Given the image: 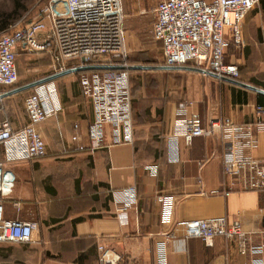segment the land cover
Returning <instances> with one entry per match:
<instances>
[{
    "label": "crops",
    "instance_id": "crops-1",
    "mask_svg": "<svg viewBox=\"0 0 264 264\" xmlns=\"http://www.w3.org/2000/svg\"><path fill=\"white\" fill-rule=\"evenodd\" d=\"M241 34L242 48L230 47L226 60L238 65L237 81L264 90V0L246 13ZM125 39L123 25L124 48ZM17 52L28 53L22 47ZM188 68L149 70L158 73L161 92L172 93L174 100L150 107L134 102L130 144L112 143L106 126L103 145L94 146L87 132L92 110L78 81L74 84L69 75L54 81L65 84V90L58 89L61 111L38 126L45 155L2 166L0 213L36 222L37 229L31 242L0 243V264H95L98 244L118 252L119 264H156L159 241L165 242L167 264L250 263L234 242L221 237L187 238L177 250L165 239L166 233L182 235L178 222L224 216L264 243V192L248 188L242 175L224 163L227 149L217 135L195 137L190 144L179 139L177 158L168 157L173 118L198 114L203 123L218 118L252 125L257 146L247 154L264 160V107L258 106L264 94ZM17 95L1 99L0 106ZM25 96L19 98L16 118L0 119L12 130L27 123ZM130 186L137 202L118 212L122 190ZM159 195L165 203L156 201Z\"/></svg>",
    "mask_w": 264,
    "mask_h": 264
},
{
    "label": "built area",
    "instance_id": "built-area-1",
    "mask_svg": "<svg viewBox=\"0 0 264 264\" xmlns=\"http://www.w3.org/2000/svg\"><path fill=\"white\" fill-rule=\"evenodd\" d=\"M259 0H159L154 7L151 34L161 44L165 66L192 67L221 77L237 80L239 68L227 62L229 47L242 48L241 23ZM48 53L52 70L48 75L85 66H118L124 58L123 14L120 0H47L37 17L28 22L20 18L0 32V87L9 90L18 82L15 66L17 49ZM78 84L88 100L92 120L88 136L93 145H103L105 127H110L112 143L133 142L131 85L128 69L79 71ZM78 73V72H77ZM46 75V76H48ZM3 91H0V93ZM27 123L12 130L6 120L0 121V202L2 166L5 163L41 158L45 144L38 126L61 111L54 81L37 85L23 101ZM264 107V106H263ZM261 129H264L260 126ZM217 135L226 146V164L234 174L242 175L245 185L264 192V160L253 158L248 151L257 146L250 124L211 118L203 123L198 114L174 117L168 135V157L177 158V142L190 144L195 137ZM155 174L157 166H149ZM216 193V190L210 191ZM122 212L137 202L133 186L122 190ZM165 203L162 195L156 197ZM182 235L166 233L173 247L182 249L187 238L209 240L221 237L234 242L240 255L249 256V264H264V243L253 240L254 232L244 230L238 220L228 222L224 216L192 219L176 224ZM37 223L6 219L0 213V243H26L33 240ZM122 256L98 244L95 264H119ZM156 264H167L164 241L155 246Z\"/></svg>",
    "mask_w": 264,
    "mask_h": 264
},
{
    "label": "rangeland",
    "instance_id": "rangeland-1",
    "mask_svg": "<svg viewBox=\"0 0 264 264\" xmlns=\"http://www.w3.org/2000/svg\"><path fill=\"white\" fill-rule=\"evenodd\" d=\"M158 1L159 0H121L126 39L124 58L122 60L121 58H117L116 61L118 63L122 61L125 63V66L163 65L160 44L153 39L151 34L153 8ZM46 2L47 0H0V22L11 25L20 18H23V22H28L38 16L40 9ZM230 47L235 52L241 49H237L232 44ZM51 62V56L48 53L28 52L26 55H17L15 66L18 75H20V72H23V76L19 77L16 86L48 75L52 70ZM157 74L158 73H151L149 70H129L131 106H133L134 102L148 107L152 105L159 106L174 100L172 93L168 91H166V93L161 92V85H158L159 83H163V80L158 79ZM68 78H71V82L76 84L79 76H77L76 73H72L69 74ZM56 86H58L57 90H65V84L59 85L57 83ZM33 88L31 89L33 90ZM2 89L4 90L5 88ZM31 89L17 93L19 95L11 97L13 99H5L3 105L0 106V119L8 117L16 118L20 111L19 98H23L28 92L32 91Z\"/></svg>",
    "mask_w": 264,
    "mask_h": 264
},
{
    "label": "water",
    "instance_id": "water-1",
    "mask_svg": "<svg viewBox=\"0 0 264 264\" xmlns=\"http://www.w3.org/2000/svg\"><path fill=\"white\" fill-rule=\"evenodd\" d=\"M125 68L128 69V70H153V69H175V68H183V67L164 66V65H161V66H148V65L124 66V65H118V66H85V67H78V68H70V69H67V70H64V71H61V72H58V73H54V74H51V75H48V76L33 80V81L25 83L23 85L16 86V87L11 88L9 90L3 91V92L0 93V100L5 98V97H7V96H10V95H13V94H16V93H20L22 91L31 89V88H33V87H35L37 85H40V84H43V83H46V82H49V81H54L57 78H60L62 76L69 75V74H72V73H77L79 71L104 70V69H125ZM188 69L193 70V71H197V72H201V73L207 74L209 76H212L214 78H217L214 74H212L210 72H205V71H203L201 69H196V68H192V67H190ZM219 80H222V81H225V82L237 85V86L244 87V88H246L248 90H252V91L264 94V90L263 89L256 88V87H254L252 85L245 84V83L239 82L237 80H232V79L225 78V77H221V78H219Z\"/></svg>",
    "mask_w": 264,
    "mask_h": 264
},
{
    "label": "trees",
    "instance_id": "trees-1",
    "mask_svg": "<svg viewBox=\"0 0 264 264\" xmlns=\"http://www.w3.org/2000/svg\"><path fill=\"white\" fill-rule=\"evenodd\" d=\"M9 25L10 24H7V23H5V22H0V31H3V30H5V29H7L8 27H9ZM17 55H18V52H17V54H16V57H17ZM16 60V59H15ZM76 75L77 76H79L80 75V72H78V73H76ZM3 89H2V87L0 88V91H2ZM32 90V89H31ZM31 92V91H30ZM258 106L259 107H263L264 106V97H263V100L258 104ZM133 116V115H132Z\"/></svg>",
    "mask_w": 264,
    "mask_h": 264
}]
</instances>
